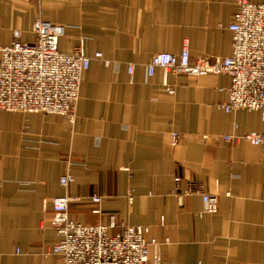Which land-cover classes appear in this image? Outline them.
Here are the masks:
<instances>
[{"label":"crops","instance_id":"1","mask_svg":"<svg viewBox=\"0 0 264 264\" xmlns=\"http://www.w3.org/2000/svg\"><path fill=\"white\" fill-rule=\"evenodd\" d=\"M235 10V0H0L1 46L15 29L32 41L39 18L67 26L61 51L83 38L87 56L100 51L112 61L91 59L72 124L57 114L0 111V264H59L47 251L57 240L51 201L64 194L79 198L69 205L77 222L113 214L147 226L163 264H263L264 142L221 136L264 134V119L219 108L225 74L168 73V94L160 68L145 73L153 54H177L184 43L192 59L227 56ZM66 172L74 181L64 188ZM174 177L180 189L190 181L214 195L216 210L205 211L199 193L179 200Z\"/></svg>","mask_w":264,"mask_h":264},{"label":"built area","instance_id":"2","mask_svg":"<svg viewBox=\"0 0 264 264\" xmlns=\"http://www.w3.org/2000/svg\"><path fill=\"white\" fill-rule=\"evenodd\" d=\"M235 4L233 19L227 25L231 32V50L227 56L192 59L184 43L177 54L169 51L153 54L145 64V73L151 77L160 68L162 88L168 94L174 93V87L166 80L168 73L190 77L225 74L230 83L225 88L226 100L218 105L219 108L224 112L258 111L264 119V3L235 0ZM66 28L64 24L35 19L31 25L32 41H21V33L15 29L11 42L0 45V111L57 114L70 124L74 122L80 83L91 59L106 67L112 61L100 51L92 57L87 56L83 38L70 52L61 51L58 42ZM126 70L131 82L134 63H126ZM221 137L226 142L238 139L252 145L264 142V134L257 132ZM178 139L179 134L173 132L171 144L175 145ZM173 180L176 184L173 194L179 200L199 193L204 210H216L214 195L201 192L200 186L190 181L180 189L181 178ZM73 181L69 172L59 178L64 188ZM78 200L64 194L51 201L50 223L57 240L47 253L58 256L59 264H163L157 250L159 242L147 237V226L127 224L113 214L108 215L106 222H77L69 215V205ZM131 200L129 192L128 201ZM90 201L99 204L101 197L92 195ZM92 209L100 213L97 206ZM262 262L264 264V255Z\"/></svg>","mask_w":264,"mask_h":264},{"label":"rangeland","instance_id":"3","mask_svg":"<svg viewBox=\"0 0 264 264\" xmlns=\"http://www.w3.org/2000/svg\"><path fill=\"white\" fill-rule=\"evenodd\" d=\"M39 19V18H38Z\"/></svg>","mask_w":264,"mask_h":264}]
</instances>
